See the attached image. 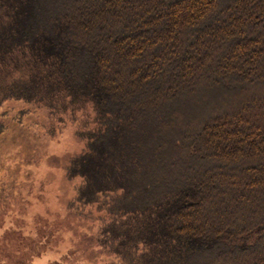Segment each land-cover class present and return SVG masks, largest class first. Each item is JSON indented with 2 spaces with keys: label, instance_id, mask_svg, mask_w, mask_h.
<instances>
[{
  "label": "trees",
  "instance_id": "trees-1",
  "mask_svg": "<svg viewBox=\"0 0 264 264\" xmlns=\"http://www.w3.org/2000/svg\"><path fill=\"white\" fill-rule=\"evenodd\" d=\"M91 105L69 209L106 264H264V0H0V106Z\"/></svg>",
  "mask_w": 264,
  "mask_h": 264
},
{
  "label": "rangeland",
  "instance_id": "rangeland-1",
  "mask_svg": "<svg viewBox=\"0 0 264 264\" xmlns=\"http://www.w3.org/2000/svg\"><path fill=\"white\" fill-rule=\"evenodd\" d=\"M86 105L74 115L6 101L0 106V264H106L95 243L100 215L69 203L81 184L66 168L84 148L79 129L92 123Z\"/></svg>",
  "mask_w": 264,
  "mask_h": 264
}]
</instances>
